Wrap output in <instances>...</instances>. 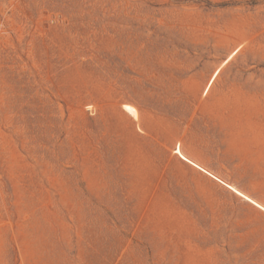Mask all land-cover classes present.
Here are the masks:
<instances>
[{
  "label": "rangeland",
  "instance_id": "374dc122",
  "mask_svg": "<svg viewBox=\"0 0 264 264\" xmlns=\"http://www.w3.org/2000/svg\"><path fill=\"white\" fill-rule=\"evenodd\" d=\"M178 148L264 206V0H0V264H264Z\"/></svg>",
  "mask_w": 264,
  "mask_h": 264
},
{
  "label": "bare ground",
  "instance_id": "6f19581e",
  "mask_svg": "<svg viewBox=\"0 0 264 264\" xmlns=\"http://www.w3.org/2000/svg\"><path fill=\"white\" fill-rule=\"evenodd\" d=\"M124 109L126 111L130 112L135 117L137 116V110H136V108L133 105H131V104H124ZM176 153H178L179 156L182 159L190 162L191 164L195 165L196 167H198L202 171L206 172L207 174H209L210 176H212L213 178H215L216 180L220 181L221 183H223L224 185H226L228 188H230L231 190H233L235 193H237L241 197H244L246 200L250 201L251 203H253V204L257 205V206H259L261 209H264V206L260 205L258 202H256L250 196H248L247 194H245L244 192H242L241 190H239L238 188H236L234 185H231V184L227 183L226 181L222 180L220 177H218L217 175L213 174L212 172H210L209 170H207L206 168H204L200 164H198V163L192 161L191 159H189L187 156H185L183 154V152L180 150V148H178V150H177Z\"/></svg>",
  "mask_w": 264,
  "mask_h": 264
}]
</instances>
